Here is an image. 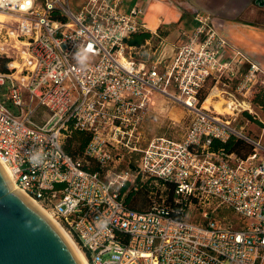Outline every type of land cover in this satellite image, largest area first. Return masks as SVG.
<instances>
[{
  "label": "built area",
  "instance_id": "built-area-1",
  "mask_svg": "<svg viewBox=\"0 0 264 264\" xmlns=\"http://www.w3.org/2000/svg\"><path fill=\"white\" fill-rule=\"evenodd\" d=\"M124 1L87 0L73 13L69 0H0V57L9 59L0 160L13 187L62 225L88 264H264V143L204 108L209 95L200 102L211 81L232 112L246 111L260 65L198 12L168 58H134L126 40L146 31L144 13ZM88 48L81 65L74 54ZM235 82L242 100L227 92ZM154 93L186 108L189 124L180 139L152 138L136 169L119 171L117 152L135 151ZM76 131L89 140L71 157L64 145ZM231 135L250 145L246 158L210 150ZM125 185L149 190V209L124 205ZM221 207L238 226L216 219Z\"/></svg>",
  "mask_w": 264,
  "mask_h": 264
},
{
  "label": "rangeland",
  "instance_id": "rangeland-1",
  "mask_svg": "<svg viewBox=\"0 0 264 264\" xmlns=\"http://www.w3.org/2000/svg\"><path fill=\"white\" fill-rule=\"evenodd\" d=\"M82 3H83L82 0H69L70 10L73 13H76L81 7H83ZM262 16H263L262 18L261 17L257 18V22L262 21L261 24L262 26H264V15ZM185 30L186 31L183 32H188L187 29ZM170 32H172L173 35L168 39H166L165 42L163 41V43H160L158 39L155 38L154 36L153 39H151V41L149 42V46L147 47V49L141 51L133 50L131 52L132 57L140 59L149 56L150 58L154 59V57L157 54H160L162 59L165 60L174 52V49L172 48L173 43H176L178 46L181 45L180 44L181 40L179 38L181 31L175 32L174 29H171ZM155 50L157 52L155 55H153L152 53ZM247 54L249 58H251L254 62H257L258 64H261V62L264 63V55L261 56L252 55L250 54V52ZM246 68L247 65L245 66V69ZM262 76L263 75H261L258 78V82L256 86H254V88L252 89L253 92L251 93V95H249L248 98L246 99L244 106L242 105L247 110L244 111L241 109L240 111H234L232 113L230 110V114H223L224 115L223 118L230 122L231 127L235 131L240 132L242 135L246 137L248 136L255 140L262 138V143H264V128L262 129V127L259 126L258 124L259 122L260 123L264 122V112L258 106H255L252 103V99L256 95H261L262 92L264 91L263 87L260 86ZM236 84L237 83L235 82L233 85H231L230 89L227 90V92L233 94L235 92L234 87ZM210 85H211V81H208L205 85V91L208 92L207 95L211 94V90H208ZM217 88H218L217 90L219 91L218 96H214V98L212 97V102L216 103L220 101L224 106V102H227L226 101L227 96L226 94L225 95L221 94L222 87H220V85ZM233 95L237 98V100H242V98L237 93H234ZM148 108H149L148 113L145 115L144 119L140 124L141 126L139 127L138 131L135 133V139L133 140L134 142L131 145V147L134 148L135 151L130 152L129 149L120 148L117 152L121 157L120 161L116 162L117 169L119 171L130 170L132 172L133 170H135L138 161L140 159V151L147 146V144L151 141L152 138L163 136V137H170L176 140L180 139L183 136V133L185 132L189 124L188 121L190 119V114L188 113L187 109L181 107L179 104L171 101L167 97L165 98L160 94L154 93L152 95ZM209 109L212 110L213 109L212 106L211 107L209 106ZM244 112L246 113L248 112L252 116V118L247 119L246 116L243 114ZM231 136L243 140L238 135H231ZM67 140H65V143ZM73 146L75 147L77 145L73 144ZM159 188L161 187L159 186ZM148 191L149 190L147 189L146 190L142 189L138 191L136 195H134L133 202L136 206L139 207V209H143V210L149 209L151 204L148 198L149 197ZM129 192H131L130 189H128L125 192V194H123V197H125ZM216 214H217L216 219L220 221L225 220V221H229L230 224L232 225L235 226L239 225L236 218H234V215L223 207L219 208Z\"/></svg>",
  "mask_w": 264,
  "mask_h": 264
},
{
  "label": "crops",
  "instance_id": "crops-1",
  "mask_svg": "<svg viewBox=\"0 0 264 264\" xmlns=\"http://www.w3.org/2000/svg\"><path fill=\"white\" fill-rule=\"evenodd\" d=\"M86 1L82 0V4L84 5ZM123 5L128 8L139 5L143 8L142 22L146 29L144 32L150 33L149 39L140 46L129 45L132 50L147 49L154 36L160 43L165 42L173 35V31L170 32L171 29L181 33L187 29L188 32L185 33H191L196 25L194 18L198 12L209 17L217 33L231 48L238 50L244 57L253 61L247 53L264 55V26L261 24L262 21L257 22V18H262L264 15V9H262L264 2L259 7L256 0H125ZM158 28L160 31H157ZM165 32L168 34L163 36ZM133 38L134 36L131 40ZM177 46L173 43L172 48ZM246 65L242 67V72L245 71ZM259 65L263 72L260 84L262 86L264 85V63L261 62Z\"/></svg>",
  "mask_w": 264,
  "mask_h": 264
},
{
  "label": "water",
  "instance_id": "water-1",
  "mask_svg": "<svg viewBox=\"0 0 264 264\" xmlns=\"http://www.w3.org/2000/svg\"><path fill=\"white\" fill-rule=\"evenodd\" d=\"M264 0H256L260 7ZM0 264H79L59 232L0 170Z\"/></svg>",
  "mask_w": 264,
  "mask_h": 264
},
{
  "label": "trees",
  "instance_id": "trees-1",
  "mask_svg": "<svg viewBox=\"0 0 264 264\" xmlns=\"http://www.w3.org/2000/svg\"><path fill=\"white\" fill-rule=\"evenodd\" d=\"M157 31H160V28H158ZM167 34H168V32H165L163 34V36H165ZM132 36H134V38L131 40V38H132L131 37L130 39L126 40V44L130 45V46H133V45L140 46V44H143L145 40L149 39L150 33L149 32L148 33L141 32V33L134 34ZM8 62H9L8 58L0 57V72L1 73H5L8 70L7 64H6ZM211 87H212V85H210L209 89ZM207 94H208V92H206L204 90V93L200 96V102H202L206 98ZM252 103L255 106H258L264 112V91L262 92L261 95H256L252 99ZM243 114L246 116L247 119L252 118V116L248 112L247 113L244 112ZM258 124H259V126L262 127V129L264 128L263 127L264 122L263 123L259 122ZM88 140H89V134L88 133L86 134L84 132L76 131L66 141V143L64 145V150L71 157L79 155L83 152L84 148L87 146ZM73 144H76L77 146L74 147ZM219 149L223 150L227 154L235 153L241 158H246L248 156V154L251 152V147L248 143H245L243 140H241L239 138H234L233 136L229 137V140L226 143H220L217 140L213 141L211 146H210V150L216 151ZM142 189L143 188H140L139 190H137V192L142 190ZM127 190L128 189H127L126 185L120 188L119 196H120V198H122L123 204L128 206L129 208L133 209L134 211H145L143 209H139V207L136 206L133 202L134 195H136L137 192L131 190V192H129L125 197H123V194H125V192ZM169 196H170V194H169ZM169 196L167 197L168 199H169Z\"/></svg>",
  "mask_w": 264,
  "mask_h": 264
},
{
  "label": "bare ground",
  "instance_id": "bare-ground-1",
  "mask_svg": "<svg viewBox=\"0 0 264 264\" xmlns=\"http://www.w3.org/2000/svg\"><path fill=\"white\" fill-rule=\"evenodd\" d=\"M6 20H7V17L5 15L0 14V26L4 25V22ZM263 53H264V51H263ZM218 93H219V91L216 88H214L212 90V93L204 101L203 107L207 109V108H209V106L210 107L212 106V108L219 114H230V110H232L231 102L228 104H226L224 102V106L222 105V103L220 101L216 102V103L212 102V97L214 98V96H218ZM231 113H232V111H231ZM0 170L3 174V176H5L7 182H9L10 186L13 188V190L18 192L24 201H26L31 207L35 208L40 214H42L47 219V221L49 223H51V225L56 229V231L59 232L61 237L66 241L72 255L75 256L77 262L79 264H88L86 262L84 254L81 253V251L77 247L76 243L70 238L69 234L62 227V225L60 223H58V221L54 220L53 217L43 207H40L37 203H35L29 197H27L23 193L17 191L13 187L12 179L10 178L9 174L7 173V169H6L2 160H0Z\"/></svg>",
  "mask_w": 264,
  "mask_h": 264
},
{
  "label": "clouds",
  "instance_id": "clouds-1",
  "mask_svg": "<svg viewBox=\"0 0 264 264\" xmlns=\"http://www.w3.org/2000/svg\"><path fill=\"white\" fill-rule=\"evenodd\" d=\"M91 51L90 48L84 49L83 51H78V53L74 54V58L77 59L78 63L84 65L87 60V52Z\"/></svg>",
  "mask_w": 264,
  "mask_h": 264
}]
</instances>
